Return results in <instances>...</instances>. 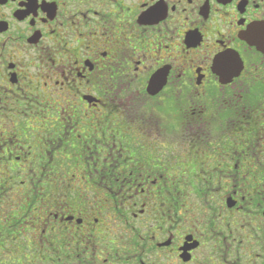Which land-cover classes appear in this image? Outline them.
I'll return each instance as SVG.
<instances>
[{
	"label": "flooded vegetation",
	"instance_id": "obj_1",
	"mask_svg": "<svg viewBox=\"0 0 264 264\" xmlns=\"http://www.w3.org/2000/svg\"><path fill=\"white\" fill-rule=\"evenodd\" d=\"M0 264H264V0H0Z\"/></svg>",
	"mask_w": 264,
	"mask_h": 264
}]
</instances>
